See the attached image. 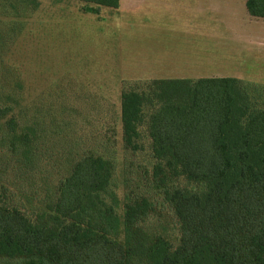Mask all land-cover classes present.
<instances>
[{
  "label": "trees",
  "instance_id": "1",
  "mask_svg": "<svg viewBox=\"0 0 264 264\" xmlns=\"http://www.w3.org/2000/svg\"><path fill=\"white\" fill-rule=\"evenodd\" d=\"M80 1L94 14L121 3ZM246 8L264 19V0H247ZM15 26L2 24L0 259L264 264L263 83L237 76L148 79L123 91L124 146L142 152L148 140L160 197L179 222L174 243L143 225L155 206L148 194L128 188L120 197L112 155L89 143L65 145L72 134L67 117H42L53 105L23 104L24 80L7 61ZM112 143L108 138L110 152Z\"/></svg>",
  "mask_w": 264,
  "mask_h": 264
},
{
  "label": "rangeland",
  "instance_id": "2",
  "mask_svg": "<svg viewBox=\"0 0 264 264\" xmlns=\"http://www.w3.org/2000/svg\"><path fill=\"white\" fill-rule=\"evenodd\" d=\"M157 1L121 0V8L102 7L94 14L86 12L80 0H0V92L2 24L16 23L7 61L24 80L23 104L53 105L41 116L67 117L65 127L72 134L65 145L69 142L81 149V142L89 143L90 148L112 155L120 197L128 188L148 194L155 206L143 225L175 243L179 222L160 197V183L154 177L156 160L148 140L142 152L126 149L121 123V96L126 87L148 80L144 75L153 72L150 69L157 65L158 55L167 62L169 54L181 55L180 48L192 52L180 34L187 25L167 12H156L166 6L153 3ZM212 1L216 8L221 4L226 11L231 9L228 15L213 17L215 29L204 26L218 30L212 41L223 43L225 57L229 54L237 62L238 56L239 62L232 64L229 73L264 84V19L247 14L245 0ZM2 4L7 8L2 9ZM214 51L218 58L219 50ZM108 138L113 142L111 152L105 146ZM11 263L0 259V264Z\"/></svg>",
  "mask_w": 264,
  "mask_h": 264
},
{
  "label": "crops",
  "instance_id": "3",
  "mask_svg": "<svg viewBox=\"0 0 264 264\" xmlns=\"http://www.w3.org/2000/svg\"><path fill=\"white\" fill-rule=\"evenodd\" d=\"M246 1L247 0H245V6ZM159 2H162L161 4L166 6L156 9V12H167L174 18L179 19L185 26L187 25L186 28H183L186 30L180 32V34L182 38L185 39L182 43L192 52L184 53L183 49L180 48L181 55H178L177 52L171 53L168 55L169 58L167 62L161 60V55H158L156 59L157 65L150 69L153 72H148L144 75L145 78L176 79L234 76L229 72H231L230 69L232 64L237 65L239 62L238 56L236 58L237 62H232L229 54L225 57L223 43H214L212 41L218 31L214 30L215 24L213 22V17L215 15H228L231 9L226 11L225 8L220 7L221 4L216 8L212 0L207 3H204L202 0H160L153 3ZM120 6L117 9L121 8ZM244 14H246V12ZM247 14H249L248 11ZM185 20H188L189 23H186ZM204 26L214 27V29H207ZM219 35L223 36L222 32H220ZM220 39L222 40L223 38ZM214 48L219 50L218 58L214 57L216 55ZM227 62L228 66L226 67L224 65L227 64ZM154 69L159 70L160 73Z\"/></svg>",
  "mask_w": 264,
  "mask_h": 264
}]
</instances>
